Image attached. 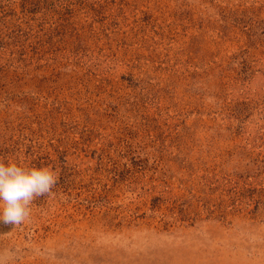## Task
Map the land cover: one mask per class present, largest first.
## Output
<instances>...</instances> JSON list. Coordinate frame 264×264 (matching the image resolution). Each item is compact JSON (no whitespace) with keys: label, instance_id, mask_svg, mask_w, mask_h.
<instances>
[{"label":"rangeland","instance_id":"obj_1","mask_svg":"<svg viewBox=\"0 0 264 264\" xmlns=\"http://www.w3.org/2000/svg\"><path fill=\"white\" fill-rule=\"evenodd\" d=\"M0 162L11 264H264V0H0Z\"/></svg>","mask_w":264,"mask_h":264},{"label":"clouds","instance_id":"obj_2","mask_svg":"<svg viewBox=\"0 0 264 264\" xmlns=\"http://www.w3.org/2000/svg\"><path fill=\"white\" fill-rule=\"evenodd\" d=\"M59 180L48 167H22L0 162V223L19 226L30 219L31 205L41 196L52 195ZM13 254L0 251V264H11Z\"/></svg>","mask_w":264,"mask_h":264}]
</instances>
